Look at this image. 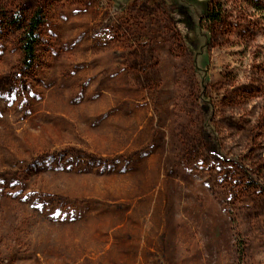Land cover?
<instances>
[{"label": "rangeland", "instance_id": "374dc122", "mask_svg": "<svg viewBox=\"0 0 264 264\" xmlns=\"http://www.w3.org/2000/svg\"><path fill=\"white\" fill-rule=\"evenodd\" d=\"M0 262L264 264V0H0Z\"/></svg>", "mask_w": 264, "mask_h": 264}, {"label": "trees", "instance_id": "16d2710c", "mask_svg": "<svg viewBox=\"0 0 264 264\" xmlns=\"http://www.w3.org/2000/svg\"><path fill=\"white\" fill-rule=\"evenodd\" d=\"M166 7V10L168 11L169 15L171 17H174V13L177 14V19L173 18L175 21V24H178L180 22L184 23V14L183 12L179 11L178 9L174 10L171 7ZM203 17L208 18L209 21H216V13L213 11H210V9H206ZM45 19V13L44 10L41 7L35 8L32 13L30 14L29 17H26L22 11V8H17L13 10L10 13V19H9V24L14 25L17 27V29L21 30L20 33V38H19V46H20V51L22 54L21 58V64L22 67L25 70H31L35 61H36V46L38 43V32L40 29V26L43 24ZM183 38L186 39L187 41L190 42V40L195 41L197 36L194 33V30H188L184 31L182 33ZM201 90V101L203 102L202 108H203V124H202V130H203V136L204 139L207 143L213 146L214 153L225 158L220 153V148L218 146V141H217V135L216 132L212 127L209 125V120L211 119V112H209L208 109L209 107V101H207L204 97V91L205 87L202 85L200 88ZM234 160V159H232ZM235 161V160H234ZM0 264H4V262H0Z\"/></svg>", "mask_w": 264, "mask_h": 264}]
</instances>
